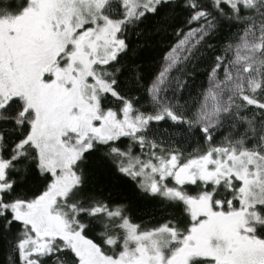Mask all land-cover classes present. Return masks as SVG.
<instances>
[{"label":"snow or ice","instance_id":"1","mask_svg":"<svg viewBox=\"0 0 264 264\" xmlns=\"http://www.w3.org/2000/svg\"><path fill=\"white\" fill-rule=\"evenodd\" d=\"M0 264H264V0H0Z\"/></svg>","mask_w":264,"mask_h":264}]
</instances>
